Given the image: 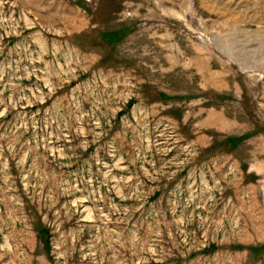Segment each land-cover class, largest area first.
Returning <instances> with one entry per match:
<instances>
[{
    "label": "rangeland",
    "instance_id": "rangeland-1",
    "mask_svg": "<svg viewBox=\"0 0 264 264\" xmlns=\"http://www.w3.org/2000/svg\"><path fill=\"white\" fill-rule=\"evenodd\" d=\"M0 264H264V0H0Z\"/></svg>",
    "mask_w": 264,
    "mask_h": 264
},
{
    "label": "trees",
    "instance_id": "trees-1",
    "mask_svg": "<svg viewBox=\"0 0 264 264\" xmlns=\"http://www.w3.org/2000/svg\"><path fill=\"white\" fill-rule=\"evenodd\" d=\"M105 36H106L108 42H110V43L116 42V39H117V31L107 32L105 34ZM131 104H132V102H130V105ZM228 142L231 143L232 145H236L237 144V139H235V138H229L228 139ZM43 234L48 237L49 230L43 229ZM45 241H46L47 244L49 243L48 240H45Z\"/></svg>",
    "mask_w": 264,
    "mask_h": 264
}]
</instances>
